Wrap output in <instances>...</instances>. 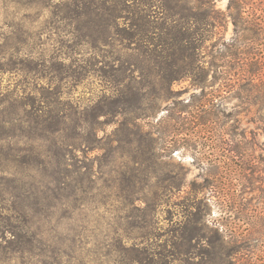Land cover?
Listing matches in <instances>:
<instances>
[{
    "label": "trees",
    "instance_id": "16d2710c",
    "mask_svg": "<svg viewBox=\"0 0 264 264\" xmlns=\"http://www.w3.org/2000/svg\"><path fill=\"white\" fill-rule=\"evenodd\" d=\"M0 1L46 11L44 33L55 36L49 54L34 56L32 28L0 34V255L25 264H233L236 248L197 194L175 227L157 230L158 208L185 186L167 159L170 127L153 130L160 104L173 103L165 108L173 128L186 113L195 129L225 116L217 92L199 108L177 104L173 90L182 80L208 85L207 42L225 23L215 0ZM246 5L227 4L239 45L264 37V27L244 22ZM223 44L221 58L238 55ZM14 73L24 80L11 81ZM257 79L241 87L255 104L264 71ZM87 80L100 88L83 102L71 89ZM237 135L220 147L238 152ZM100 206L108 215L92 226Z\"/></svg>",
    "mask_w": 264,
    "mask_h": 264
},
{
    "label": "rangeland",
    "instance_id": "374dc122",
    "mask_svg": "<svg viewBox=\"0 0 264 264\" xmlns=\"http://www.w3.org/2000/svg\"><path fill=\"white\" fill-rule=\"evenodd\" d=\"M244 1L247 2L242 15L244 22L253 27H264V0ZM227 4L228 0H215L213 4L214 9L222 13L225 23L216 29V34L207 42L204 59L207 61L205 67L209 70L208 85L202 90L193 86L190 80L173 84L177 104H180L179 101L194 104L199 99H210L211 93L217 92L219 108L225 116L220 115L221 118L215 123L195 129L196 124L191 117L194 113H186L189 118L184 124L181 125V120L173 128L170 126L173 119H165L166 105L173 103L164 101L152 120L153 130L170 127L166 139L175 148L167 159L176 170L183 172L185 180V186L180 191H174L169 202L158 208L157 230L163 234L165 230L175 227L182 219L190 193L197 194L198 198L205 199L203 204L208 201L207 221H215L223 239L236 248L231 258L233 264H264V92H261L263 96L255 104L253 90L241 89L242 86L248 87L250 80L257 82L264 71V37L246 40L242 45L237 40L233 41L234 29L227 15ZM16 8L14 4L5 6L0 1V34L16 31L21 25L28 26L36 34L34 56L49 54L55 47V36L44 33L47 12L35 7ZM223 43L236 47L238 55L221 58L220 53L225 48V51L228 50ZM8 77L14 83L24 80L22 74L17 73ZM99 88L95 80H87L71 91L74 98L85 102L94 98ZM196 106L200 108L202 102H197ZM113 127L109 125L106 131H111ZM158 134L155 132L154 136ZM237 134L243 135L242 147L238 152L230 154L220 147L228 139L238 138ZM255 177L263 179L256 182ZM198 186V191H195L194 188ZM107 215L101 206L91 211V225L97 226ZM9 255V251L4 256L0 255V264H25L11 260ZM92 264L111 263L108 258H98Z\"/></svg>",
    "mask_w": 264,
    "mask_h": 264
}]
</instances>
